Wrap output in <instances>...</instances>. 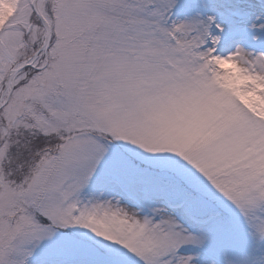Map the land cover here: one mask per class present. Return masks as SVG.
Instances as JSON below:
<instances>
[{
    "label": "snow or ice",
    "instance_id": "obj_1",
    "mask_svg": "<svg viewBox=\"0 0 264 264\" xmlns=\"http://www.w3.org/2000/svg\"><path fill=\"white\" fill-rule=\"evenodd\" d=\"M0 264H264V0H0Z\"/></svg>",
    "mask_w": 264,
    "mask_h": 264
}]
</instances>
